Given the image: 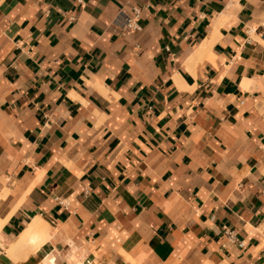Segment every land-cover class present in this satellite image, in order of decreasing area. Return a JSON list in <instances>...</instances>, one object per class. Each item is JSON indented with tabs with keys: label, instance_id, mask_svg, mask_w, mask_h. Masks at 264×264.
I'll use <instances>...</instances> for the list:
<instances>
[{
	"label": "crops",
	"instance_id": "0c3cea01",
	"mask_svg": "<svg viewBox=\"0 0 264 264\" xmlns=\"http://www.w3.org/2000/svg\"><path fill=\"white\" fill-rule=\"evenodd\" d=\"M0 218V264H264V0H0Z\"/></svg>",
	"mask_w": 264,
	"mask_h": 264
},
{
	"label": "bare ground",
	"instance_id": "6f19581e",
	"mask_svg": "<svg viewBox=\"0 0 264 264\" xmlns=\"http://www.w3.org/2000/svg\"><path fill=\"white\" fill-rule=\"evenodd\" d=\"M4 224V220L2 218H0V237H1V228ZM44 231V230H43ZM42 231V227L40 225V222L35 221L33 222L25 231L24 233L21 235L19 242L16 246H23L27 243H31V244H37L38 240H40V235L43 234L41 232ZM41 241H39L40 243ZM35 244V245H36Z\"/></svg>",
	"mask_w": 264,
	"mask_h": 264
},
{
	"label": "built area",
	"instance_id": "2783aa9c",
	"mask_svg": "<svg viewBox=\"0 0 264 264\" xmlns=\"http://www.w3.org/2000/svg\"><path fill=\"white\" fill-rule=\"evenodd\" d=\"M141 14L140 9L135 10V16H123L122 17V25L124 28L133 29V30H141V25L139 23V16ZM225 233L229 237L230 240H236V234L234 231L225 228Z\"/></svg>",
	"mask_w": 264,
	"mask_h": 264
}]
</instances>
